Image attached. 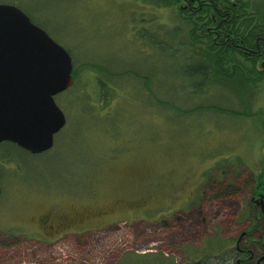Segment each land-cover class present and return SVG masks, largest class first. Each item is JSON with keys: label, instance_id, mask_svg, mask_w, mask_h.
<instances>
[{"label": "rangeland", "instance_id": "1", "mask_svg": "<svg viewBox=\"0 0 264 264\" xmlns=\"http://www.w3.org/2000/svg\"><path fill=\"white\" fill-rule=\"evenodd\" d=\"M159 1L0 0L76 71L49 150L0 144V264H230L236 230L264 225V79L187 87L191 25ZM46 211L78 232L42 243Z\"/></svg>", "mask_w": 264, "mask_h": 264}, {"label": "water", "instance_id": "2", "mask_svg": "<svg viewBox=\"0 0 264 264\" xmlns=\"http://www.w3.org/2000/svg\"><path fill=\"white\" fill-rule=\"evenodd\" d=\"M73 68L63 45L19 6L0 2V143L33 154L54 145L66 124L55 95L73 84Z\"/></svg>", "mask_w": 264, "mask_h": 264}, {"label": "trees", "instance_id": "3", "mask_svg": "<svg viewBox=\"0 0 264 264\" xmlns=\"http://www.w3.org/2000/svg\"><path fill=\"white\" fill-rule=\"evenodd\" d=\"M159 2L165 5H177L179 15L191 25L189 34L192 36V42L178 40L179 46L188 48L185 61L189 63L190 56L198 61L197 65L188 64L182 67L184 71L181 75L186 77L187 87L192 86L194 91H198L200 85L203 89V86L219 80L243 88L246 82L264 79L263 10V12H250L246 0H160ZM199 32L201 35H206L204 41L201 36H196ZM215 34L220 36L216 37ZM167 41L159 44L163 50L167 47ZM156 42L158 43L159 40ZM198 43L199 45L196 46ZM246 61L251 67L243 65ZM75 72L73 69V78ZM99 82L103 91L104 84L101 80ZM198 107H193V110ZM3 143L21 148L10 141ZM209 255L207 253L206 256Z\"/></svg>", "mask_w": 264, "mask_h": 264}, {"label": "flooded vegetation", "instance_id": "4", "mask_svg": "<svg viewBox=\"0 0 264 264\" xmlns=\"http://www.w3.org/2000/svg\"><path fill=\"white\" fill-rule=\"evenodd\" d=\"M37 221L40 228L38 232L43 233L42 243L45 244H53L65 235L78 232L72 229L73 221L69 220L71 223L66 224L61 216L48 211L40 214ZM260 225L243 226L236 230L235 246L227 252L231 257L230 264H264V225Z\"/></svg>", "mask_w": 264, "mask_h": 264}]
</instances>
